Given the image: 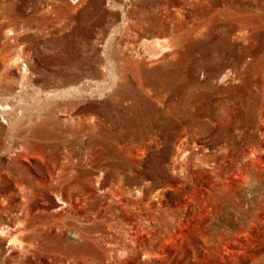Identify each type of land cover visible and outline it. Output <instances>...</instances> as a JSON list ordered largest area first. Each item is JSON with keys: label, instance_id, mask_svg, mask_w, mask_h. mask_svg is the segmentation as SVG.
I'll use <instances>...</instances> for the list:
<instances>
[{"label": "rangeland", "instance_id": "1", "mask_svg": "<svg viewBox=\"0 0 264 264\" xmlns=\"http://www.w3.org/2000/svg\"><path fill=\"white\" fill-rule=\"evenodd\" d=\"M0 264H264V0H0Z\"/></svg>", "mask_w": 264, "mask_h": 264}, {"label": "bare ground", "instance_id": "2", "mask_svg": "<svg viewBox=\"0 0 264 264\" xmlns=\"http://www.w3.org/2000/svg\"><path fill=\"white\" fill-rule=\"evenodd\" d=\"M149 139H153V138H149ZM104 140V138H91V140H90V142H89V145H90V147H91V153L93 154V155H95V156H97V154L99 153V152H97V151H94V150H96V149H98V148H100V147H103V145H102V141ZM69 155H71L70 153H69ZM69 157V156H68ZM72 157L70 156V159H71ZM67 159V158H66ZM65 159V160H66ZM72 160V159H71ZM68 161V160H67ZM69 162H70V160H69ZM69 162H67V164H70V165H66L65 164V161H62V162H60V163H62L61 164V166L59 165L60 163H58V162H55V164H54V167H56V168H58V171L61 173V175H60V177H61V179H63L64 178V173H65V171L66 170H69L70 171V169L72 170L73 169V165H71L72 163H69ZM69 171H67L66 172V174L69 172ZM71 172V171H70ZM50 177L51 178H53L52 177V174L50 175ZM52 180V179H51ZM63 180H66L65 178L63 179ZM53 181V180H52ZM29 187H31V189L32 190H30L29 188H28V192L30 193V195H31V197L33 198L34 196H35V194H37L36 193V191H37V188H36V185L38 186L39 184H38V182L37 183H34V184H27ZM30 201V200H29ZM27 202L26 203V207H28V209H23V211H22V213H23V215H22V218H25V219H27V218H29L30 216H31V213H32V211H33V205H31V203L30 202ZM60 203H65V201H62V198H60V201H59ZM21 236H22V234H20ZM16 236V235H15ZM23 237V236H22ZM12 241L16 244V239H15V237H13V239H12ZM24 245H25V240L24 241H22V240H20V243L19 244H17V247L19 248V249H22L23 247H24ZM16 247V246H15Z\"/></svg>", "mask_w": 264, "mask_h": 264}]
</instances>
